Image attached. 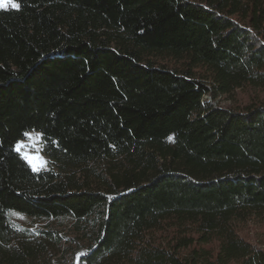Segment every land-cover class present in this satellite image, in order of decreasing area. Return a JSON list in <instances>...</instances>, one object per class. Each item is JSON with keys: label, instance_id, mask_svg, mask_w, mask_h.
<instances>
[{"label": "trees", "instance_id": "trees-1", "mask_svg": "<svg viewBox=\"0 0 264 264\" xmlns=\"http://www.w3.org/2000/svg\"><path fill=\"white\" fill-rule=\"evenodd\" d=\"M13 1L0 264H52L65 243L81 264H264L237 229L264 218V0ZM246 88L244 107L204 99ZM28 132L48 169L16 150Z\"/></svg>", "mask_w": 264, "mask_h": 264}, {"label": "rangeland", "instance_id": "rangeland-1", "mask_svg": "<svg viewBox=\"0 0 264 264\" xmlns=\"http://www.w3.org/2000/svg\"><path fill=\"white\" fill-rule=\"evenodd\" d=\"M3 2L4 0H0V3ZM11 3L15 2L11 0ZM11 3H8L7 7H0V9L11 8ZM173 62L179 64L177 61H172L170 64H173ZM255 94L256 92L253 89L246 88L237 90L231 95H216L214 99L208 96L207 100L219 106L240 108L249 104ZM43 147L41 134L38 132H28L25 138L19 141L16 150L27 159L34 170L40 171L50 167L49 159L44 154ZM10 217L16 223L30 225V221L19 214H11ZM248 219L237 225L240 236L251 242L254 246L264 250V218L252 216ZM64 234L74 237L73 234H70L69 230H65ZM212 246H216V244ZM80 253L82 252H79L74 257L73 249H70V245L65 243L62 250L55 252L52 256V264H81L78 259Z\"/></svg>", "mask_w": 264, "mask_h": 264}, {"label": "snow or ice", "instance_id": "snow-or-ice-1", "mask_svg": "<svg viewBox=\"0 0 264 264\" xmlns=\"http://www.w3.org/2000/svg\"><path fill=\"white\" fill-rule=\"evenodd\" d=\"M8 3H11V0H4L3 3H0V7H7L8 6ZM11 7L18 8L19 5L18 4H15V3H11Z\"/></svg>", "mask_w": 264, "mask_h": 264}, {"label": "built area", "instance_id": "built-area-1", "mask_svg": "<svg viewBox=\"0 0 264 264\" xmlns=\"http://www.w3.org/2000/svg\"><path fill=\"white\" fill-rule=\"evenodd\" d=\"M204 99L207 100V99H208V96H205ZM207 101H208V100H207Z\"/></svg>", "mask_w": 264, "mask_h": 264}]
</instances>
